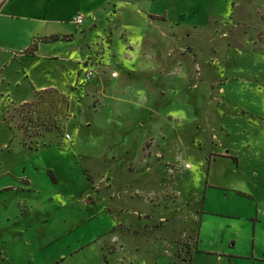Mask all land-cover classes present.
Returning <instances> with one entry per match:
<instances>
[{
    "label": "rangeland",
    "instance_id": "obj_1",
    "mask_svg": "<svg viewBox=\"0 0 264 264\" xmlns=\"http://www.w3.org/2000/svg\"><path fill=\"white\" fill-rule=\"evenodd\" d=\"M71 1L93 21L0 51L13 264H264V0L142 1L144 35L127 0Z\"/></svg>",
    "mask_w": 264,
    "mask_h": 264
},
{
    "label": "crops",
    "instance_id": "obj_2",
    "mask_svg": "<svg viewBox=\"0 0 264 264\" xmlns=\"http://www.w3.org/2000/svg\"><path fill=\"white\" fill-rule=\"evenodd\" d=\"M104 1L102 0L103 5L106 3ZM111 1L115 2V0ZM142 1L148 3L158 0H127L126 3L133 8V14L129 12L128 16L130 17L127 16L124 23H120L119 26L117 25L119 32L121 29H124L128 34L144 35L145 30L150 26V22L156 18H160V15L156 13L141 10L140 2L143 3ZM68 2L70 5L67 4ZM80 9V4H76L71 0H7L0 13V51L7 53L10 51L12 55L8 56V59H5V62L2 64L3 67H6L9 62L12 63L17 55L10 48V45L17 47L18 53L21 56L35 57L40 47L49 42L44 41L43 38L57 35L70 36L72 31L65 30L66 21L64 22L65 15L69 10H76V12L82 14L84 20L93 21L95 18L94 14L87 13L85 15L80 12ZM115 10L116 5L114 11H112L113 15L118 13ZM73 18V16H69V22L76 29L78 26L73 23ZM20 23L22 24V28L15 26ZM55 25L57 27L51 28ZM32 43L37 44V49L33 54L25 53ZM80 62H83L84 66L87 67L86 70L95 68V65L91 63L86 64L85 60L82 61L81 59L78 63ZM106 75L107 73L104 76ZM112 78L115 79L117 76ZM60 93L62 94L63 92ZM13 218H17V215L10 209L9 204H0V264H13L16 253L19 252L18 249H15L16 238H20L21 240L22 233L26 228L21 221L13 220ZM18 244H21V242H18ZM27 251L28 247L22 245L20 252L27 253ZM253 253H256V248L253 249ZM254 258L264 263V253L261 257L255 256Z\"/></svg>",
    "mask_w": 264,
    "mask_h": 264
},
{
    "label": "built area",
    "instance_id": "obj_3",
    "mask_svg": "<svg viewBox=\"0 0 264 264\" xmlns=\"http://www.w3.org/2000/svg\"><path fill=\"white\" fill-rule=\"evenodd\" d=\"M7 2V0H0V13H1V10L3 8V6L5 5V3ZM73 23L76 25V26H80L84 19H83V16L81 14H78L76 15L73 19H72ZM85 75L87 78H90L92 75H93V69H88L86 72H85ZM111 76L112 77H115L116 76V73L115 72H112L111 73Z\"/></svg>",
    "mask_w": 264,
    "mask_h": 264
},
{
    "label": "trees",
    "instance_id": "obj_4",
    "mask_svg": "<svg viewBox=\"0 0 264 264\" xmlns=\"http://www.w3.org/2000/svg\"><path fill=\"white\" fill-rule=\"evenodd\" d=\"M58 39H59L58 36H49V37L43 38L44 41H55V40H58ZM36 49H37V44L36 43H32L31 46L25 51V53L33 54ZM59 97H60V95H59Z\"/></svg>",
    "mask_w": 264,
    "mask_h": 264
}]
</instances>
